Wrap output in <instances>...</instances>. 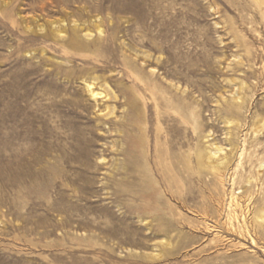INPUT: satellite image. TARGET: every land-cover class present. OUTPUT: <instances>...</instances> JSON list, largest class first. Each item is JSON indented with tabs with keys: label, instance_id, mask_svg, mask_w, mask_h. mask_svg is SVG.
I'll use <instances>...</instances> for the list:
<instances>
[{
	"label": "rangeland",
	"instance_id": "rangeland-1",
	"mask_svg": "<svg viewBox=\"0 0 264 264\" xmlns=\"http://www.w3.org/2000/svg\"><path fill=\"white\" fill-rule=\"evenodd\" d=\"M0 264H264V0H0Z\"/></svg>",
	"mask_w": 264,
	"mask_h": 264
},
{
	"label": "bare ground",
	"instance_id": "bare-ground-1",
	"mask_svg": "<svg viewBox=\"0 0 264 264\" xmlns=\"http://www.w3.org/2000/svg\"><path fill=\"white\" fill-rule=\"evenodd\" d=\"M26 82L24 79L16 80L13 78L10 94V138H11V166H12V175L13 177L17 174V168L15 165L19 163L21 174L25 177L26 170L28 168V156L30 154L27 151V141L31 138L30 134L32 133L31 127L29 125V107L28 100L26 98L25 92ZM87 90L89 91L90 96L93 99H96L98 96H101L102 93L94 91L91 84L86 85ZM44 133V132H43ZM50 140V139H49ZM47 140L46 143L52 144L53 141ZM21 145V146H20ZM20 152L18 153L16 147ZM51 147V145H50ZM47 148H49L47 146ZM46 151V150H45ZM134 206V205H132ZM106 213H111L109 207L106 205L101 206ZM134 207L139 210L141 205H135ZM120 219H126L125 217H120Z\"/></svg>",
	"mask_w": 264,
	"mask_h": 264
}]
</instances>
